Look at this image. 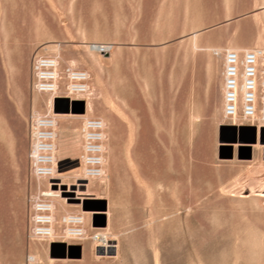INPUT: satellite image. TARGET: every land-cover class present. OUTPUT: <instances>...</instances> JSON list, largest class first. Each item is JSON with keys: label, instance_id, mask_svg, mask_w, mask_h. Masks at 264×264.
Segmentation results:
<instances>
[{"label": "rangeland", "instance_id": "1", "mask_svg": "<svg viewBox=\"0 0 264 264\" xmlns=\"http://www.w3.org/2000/svg\"><path fill=\"white\" fill-rule=\"evenodd\" d=\"M254 47L264 0H0V264H264V144L219 130L220 54ZM34 56L89 74V109L56 113L55 176L82 209L59 187L55 216L85 209L111 255L87 238L49 256L27 237L29 120L50 101ZM84 114L105 125L104 177L87 184Z\"/></svg>", "mask_w": 264, "mask_h": 264}, {"label": "built area", "instance_id": "2", "mask_svg": "<svg viewBox=\"0 0 264 264\" xmlns=\"http://www.w3.org/2000/svg\"><path fill=\"white\" fill-rule=\"evenodd\" d=\"M104 49L99 48L101 52ZM220 58L223 124L235 128L251 126L258 132L264 127V48L240 51L225 49ZM30 71L34 92L49 95L51 102H48L47 113L33 115L29 120L28 166L30 176L37 182V191L29 198L27 237L46 244L58 242L68 245L87 238L98 242L100 234H86V224L81 213H62L56 218L54 201L62 186L67 190V195L78 202L84 197L77 194V182L64 185L55 176L56 118L52 111V101L54 98H66L69 103L79 100L83 102L85 111L89 95V74L69 65L61 66L57 56H34ZM79 137L81 178L76 181L84 180L87 183L89 180L101 179L104 177V122L83 115ZM41 182L44 183L42 187ZM27 261L32 262L31 256L27 257Z\"/></svg>", "mask_w": 264, "mask_h": 264}, {"label": "water", "instance_id": "3", "mask_svg": "<svg viewBox=\"0 0 264 264\" xmlns=\"http://www.w3.org/2000/svg\"><path fill=\"white\" fill-rule=\"evenodd\" d=\"M79 109V113H82L84 111L83 108V102L79 100H72L70 103L68 99L66 98H54L52 101V111L54 113H67V112H73L75 108ZM219 130L222 132L226 131H231L235 132V128L231 126H226V125H220ZM238 133H249L250 134V139L248 140V144H254L256 141H258L260 144H264V127L259 129L258 137L255 136V129L253 127L249 126H243L238 128ZM53 189H55V186H52ZM87 200H93V199H86ZM81 204V209H82V201L77 202ZM85 210V209H83ZM62 249V250H73V249H79L78 246L75 245H67L65 246L63 243H50L48 246V252L49 256H52L53 252L56 249ZM113 247H108L107 250L103 249L101 246L95 248V253L98 255H111L113 254Z\"/></svg>", "mask_w": 264, "mask_h": 264}, {"label": "bare ground", "instance_id": "4", "mask_svg": "<svg viewBox=\"0 0 264 264\" xmlns=\"http://www.w3.org/2000/svg\"><path fill=\"white\" fill-rule=\"evenodd\" d=\"M101 46H96V45H92L91 47H90V49L91 50H94V52L96 51V50H98L99 48H100ZM233 50H235V49H233ZM235 51H239V50H235ZM49 102H51V101H49ZM89 106H90V103L89 102H87V105H86V107H87V109H89ZM53 114H54V116H55V118L58 116V115H56V113H54L53 112ZM83 116V115H82ZM231 127H233V126H231ZM240 127H243V126H240ZM249 127H251V126H249ZM235 128V127H234ZM238 128L239 127H237V128H235V132L236 133H238ZM254 128V127H253ZM263 128V127H262ZM255 129V128H254ZM55 133H56V127H55ZM258 133H259V130H258V132H256V130H255V136L256 137H258ZM55 151H56V143H55ZM103 160H104V158H103ZM56 173V172H55ZM57 178V177H56ZM79 180H82V179H79ZM82 181H84V180H82ZM84 183H85V181H84ZM88 183V182H87ZM86 183V184H87ZM63 187V186H62ZM67 191V190H66ZM59 194H57V198H55L54 199V201L56 202L57 200H59V199H61V196H60V193H61V191L59 190V192H58ZM56 210V209H55ZM83 211V210H82ZM82 211H80L79 213H81L82 215H83V218H84V212H82ZM99 237V241H100V244H102V245H106V240H105V238H106V236L105 235H100V236H98ZM80 242V241H79ZM65 246H67L66 244H64ZM109 247V246H108ZM108 247L107 248H104V247H102L103 249H105V250H107L108 249ZM31 258H32V262H34L36 259H35V257L34 256H31ZM31 262V261H30Z\"/></svg>", "mask_w": 264, "mask_h": 264}, {"label": "crops", "instance_id": "5", "mask_svg": "<svg viewBox=\"0 0 264 264\" xmlns=\"http://www.w3.org/2000/svg\"><path fill=\"white\" fill-rule=\"evenodd\" d=\"M87 112V111H86ZM85 115V114H84ZM57 135V134H56ZM258 146V145H257ZM57 149V148H56ZM55 209H56V207H55ZM81 211V210H80ZM67 213V212H66ZM84 220H85V224H87V223H89V221H91V217L90 218H87L86 216H85V214H84ZM98 234H100V235H104V234H102V233H98ZM105 240H106V245H108V239L107 238H105ZM68 245H70V244H68ZM73 245V244H72ZM75 246H78V248L79 249H75V250H78V251H83V245L82 244H80V243H75L74 244ZM105 245V246H106ZM48 246H49V244H46V248L48 249ZM100 246L101 247H105L104 245H102V244H100ZM107 247V246H106ZM58 249H56L55 251H57ZM49 251V250H48Z\"/></svg>", "mask_w": 264, "mask_h": 264}]
</instances>
